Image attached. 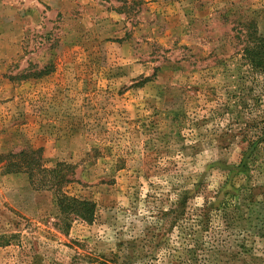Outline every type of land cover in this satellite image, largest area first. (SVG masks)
<instances>
[{"label": "rangeland", "instance_id": "1", "mask_svg": "<svg viewBox=\"0 0 264 264\" xmlns=\"http://www.w3.org/2000/svg\"><path fill=\"white\" fill-rule=\"evenodd\" d=\"M247 19L264 36V0H0V157L41 148L95 204L0 159V264H264Z\"/></svg>", "mask_w": 264, "mask_h": 264}, {"label": "trees", "instance_id": "2", "mask_svg": "<svg viewBox=\"0 0 264 264\" xmlns=\"http://www.w3.org/2000/svg\"><path fill=\"white\" fill-rule=\"evenodd\" d=\"M239 24L243 37L242 51L248 67L254 71L264 70V36L259 34L257 24L253 19L243 20ZM0 159L5 160L3 164L5 172L26 173L34 188L54 189L61 213L78 217L88 223L92 222L95 212L93 202L79 200L61 192L63 184L72 180L64 172L68 166L56 163L52 168L45 167L41 159V148L33 147L22 149L14 154L3 155ZM223 205L225 206V203Z\"/></svg>", "mask_w": 264, "mask_h": 264}]
</instances>
